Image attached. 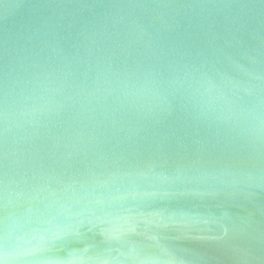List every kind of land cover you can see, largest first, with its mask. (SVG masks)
<instances>
[{"label": "water", "instance_id": "obj_1", "mask_svg": "<svg viewBox=\"0 0 264 264\" xmlns=\"http://www.w3.org/2000/svg\"><path fill=\"white\" fill-rule=\"evenodd\" d=\"M0 264H264V0H0Z\"/></svg>", "mask_w": 264, "mask_h": 264}]
</instances>
